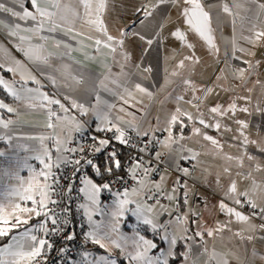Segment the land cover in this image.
I'll list each match as a JSON object with an SVG mask.
<instances>
[{"label":"snow or ice","instance_id":"snow-or-ice-1","mask_svg":"<svg viewBox=\"0 0 264 264\" xmlns=\"http://www.w3.org/2000/svg\"><path fill=\"white\" fill-rule=\"evenodd\" d=\"M31 10L24 5H20L21 10L17 11L13 7L8 6L3 0H0V13H7L11 17L16 18L21 23L9 24L5 20L0 19V26L8 29V34L11 37H15L19 40V44L16 46L17 50L23 53L26 61L32 65H35L43 74L48 68L52 67L51 61L53 60V53L49 51L48 41L54 39L45 35L44 33H55L57 31L72 32L71 27L65 28L66 25H72L77 20H83L84 22L94 26L95 30L100 33V37L92 38L95 51L100 52L102 49H106L113 59L115 65L119 66L120 74L129 76L124 72V68L131 60V53L126 48V40L129 36L134 37L136 40L142 42L149 49L154 44H158L161 39V32L163 31L167 16L166 13H157V9H160L162 5L172 4L181 8V15L184 18V22L188 29L193 30L198 36L205 41L215 52H219V48L214 42L213 36V21L214 19L219 26V22L222 16L226 15L231 18L230 23L235 34L237 18L240 20V39L245 43L257 46L259 43L264 42V3H259L258 0H215V3L205 4L204 0H156L155 3L152 0H145L141 4L136 12L139 17V25L141 30L131 32L128 29L122 30L119 36H114L108 32L107 26L104 23L103 14L107 9V0H29ZM248 4H255L256 11L253 12L252 8L246 7ZM240 9H243L245 13H253L252 15H241ZM47 25V27H46ZM250 25L249 27H245ZM247 31L249 34L245 35ZM23 33V34H21ZM171 35L181 41H187V32L181 29H176ZM35 41V43L33 42ZM231 45L230 51L226 50V55H235L236 52L252 54L250 50L245 49L238 45V41L235 37L229 41ZM55 46L57 48L63 47L68 49L70 46L56 41ZM187 47L195 51V45L188 43ZM67 55V52H65ZM123 61V63L121 62ZM185 61L192 62V56H186L180 60L176 65V69L172 71V76L180 75L179 69L185 67ZM198 62V60L196 61ZM246 68L234 69L233 77L244 81L246 72L249 69L252 70L251 74H255V67L259 65V61L256 65H253L250 61H243ZM4 65L0 64V68ZM140 67L139 64L136 65ZM145 71L150 72L151 67H146ZM7 71L13 73L15 76L17 73L20 76L19 81L13 80L12 82L5 80L0 76V87H2L9 96L15 102L23 105L24 110L43 111L47 116L46 127L54 130L56 128L55 122L71 121L72 126L66 132L65 138L62 141L59 135H39L31 136L26 135L19 137L24 140H35L37 144L27 146L25 144H19L17 147L24 152L37 153L30 156V159L39 162L42 167L37 170L32 165L27 163V159L24 161V167L31 173L27 180L19 175V162H17V170L11 169L4 170L3 174L9 177L15 178L17 181V187H14L9 196L15 197L19 202H11L9 207L10 212H6L5 207L0 205V237H7L9 242L3 246H0V264H48V255L54 248V242L48 239L53 234H60L63 225H67L69 221L67 219H60V215L55 213L53 208L49 205H58V200L52 199V195L57 193L59 187V181L56 174L52 171L53 168L60 169L62 165H72L73 172L76 173L82 167V160L84 164H87L94 170L93 176L99 177V182L94 178H90L84 175L80 180L82 187L78 191L83 195L86 203L78 205L83 210V214L87 217V224L89 231L86 233V240H90L91 243L99 246L107 251L109 245H113L116 249L127 255L129 264L133 261L137 264H169V257L176 255L174 247L177 244L178 239L190 240L194 237L187 235L178 237L176 230L181 228L185 233L188 232L186 222L188 220L187 214L177 213L173 216V210L167 205L161 203V193L166 196L168 202H176V207L179 206V199L176 196V188L173 187L172 193L169 194L162 189L161 184L145 180V177L149 176L155 168L151 166V162L147 165L144 164L142 158H136L131 162L127 168V171L123 175H119L118 183L123 184L122 189L114 190L113 179L118 173L124 170V164L122 163L119 153L114 149H110L107 152L106 159H95L97 154H102L112 141H118L121 145H128L130 142V136L119 122H123L129 129L136 131L137 135L149 136L148 131L141 132L139 126L132 124L131 122L123 121L121 117L109 119V112L114 105H109L105 102L104 111H96V119L99 120V124L96 126L97 132H112V137H92L93 143L88 147L87 151L83 145H77L75 147H67L72 143V132H83L84 123L77 121L75 116L69 117L68 113L72 109L78 110L80 115H87L89 108L84 103H78L75 99L71 101V104L66 106L61 102L59 98L51 97L48 93L41 91L43 85L41 81L37 79V76L33 74V71L28 64L23 61L16 60L15 67H8ZM54 72H61L67 74L71 78V83L67 86L73 91L79 92L83 96H93L97 104L101 103V97L99 95L100 90L111 91L105 85L104 80L108 77L94 78L92 75L84 72H76L75 74L69 71V66L64 65L62 68H53ZM49 79L55 83V78L49 76ZM219 79V77H218ZM112 84H116L123 88L125 92L131 95L130 89L137 90L141 93H145L151 97L153 93L148 88L143 87L141 83L133 82L130 77L127 81V85L121 83L119 79H113L110 81ZM35 84L37 87H29V84ZM169 83V81H165ZM256 83H260L259 80ZM185 91H191L192 97L185 100V95H177L175 100L177 107L174 113H172L167 120V126L161 130L167 133V137L163 140H156L161 148L172 149L173 145L178 147L181 153L180 159H185L184 152H190V149H185L183 145L179 144L181 139H184L183 133L180 136L173 135V129L176 125L184 126V119L193 121V115L187 110H182L179 106L181 102L187 103L193 107H197L199 113V106L194 101H201L202 97L196 96L197 91H202L205 96L208 93L213 92L211 88H196L194 82L185 78L182 80ZM251 91V89H248ZM115 94V93H114ZM67 99V97H65ZM246 101L250 100L249 97H241ZM127 103V101H125ZM58 107L59 111L55 110L52 106ZM0 109H5L7 113L15 114L19 116L21 114L20 108H14L9 106L3 100H0ZM237 106L235 102L231 103L227 108L223 105H216L209 109L212 115L214 124H209L205 119L199 118L198 123L204 127H214L219 131L222 127L220 118L231 119L235 116ZM242 112L247 113L249 109L243 107L239 109ZM123 111V109H121ZM202 117V113H200ZM17 122L13 119H5L0 115V128L10 129V126ZM236 124L240 126V134L244 135L243 130L248 128V123L245 120H236ZM159 124V120H157ZM225 130L231 129L224 125ZM195 134H200L201 129L193 127ZM154 135V134H153ZM205 139L211 141L214 145H218L212 136L205 135ZM14 137L11 134L0 135V140H7L9 144L12 143ZM51 140L54 144L56 152V158L53 160L52 149H50L45 141ZM245 143L256 144L257 141H248V138L244 137ZM141 151H145L146 148H141ZM264 151V149H262ZM89 153L94 158H88ZM6 153L0 151V157H4ZM161 153L156 152V160L159 161ZM196 154L193 153L192 159H195ZM229 160L233 157H228ZM249 160L254 158L249 156ZM239 164L243 167V160L239 159ZM257 171L261 170L259 164L255 165ZM185 175H189L187 168L178 169ZM225 172L229 169L225 168ZM237 175H244L245 179L251 177V172L244 174L237 173ZM134 182V186H129L128 179ZM163 181L164 177L160 178ZM219 182V180L217 181ZM179 183V181H177ZM56 185V187H53ZM64 190L71 193L72 185L64 186ZM111 193L115 199L112 201L111 209L108 205H102L100 201V195L102 192ZM62 195L63 193H59ZM253 197L264 198V184H257L255 180H252L250 189L245 191H239L237 183L231 182L230 187L225 193V199L219 202V209L224 212L229 219L226 222L218 224L215 229L205 228L204 231L199 229L195 231V236L201 239L206 234L207 236H213L217 232H223L225 230L231 231L229 225L232 223V217L237 222L249 223L250 217L245 215L241 210H238L236 206L241 205L244 201L255 209L257 207L256 200ZM232 202L231 206L226 201ZM188 195L184 194V203L187 205ZM68 208H64L63 212H68ZM264 212V208L261 209ZM19 214H16V213ZM136 218L137 230H134L132 235H127L120 231V221L127 218V214ZM102 216L104 219H94V216ZM167 216V221H162L160 218ZM36 218V224H30V221ZM49 223L51 227H48ZM142 224L150 229L153 233L160 236V240L166 241L170 248L165 253L163 249L158 247V244L152 240L146 238L141 234L139 225ZM22 225H27L22 232L15 233L14 229L21 228ZM83 227V225H81ZM250 227H254L251 226ZM264 229V224L259 226ZM239 235V233H235ZM63 239L71 241L75 239V233L70 230L63 231ZM252 239L251 236L248 237ZM152 250H157L159 255H150ZM59 252L66 255L67 248H60ZM181 257L187 264V261L191 258L192 264H230L229 259L226 258L225 253L217 252L215 249L209 254L207 247L202 252L193 254L191 245H187L186 252L180 253ZM255 255V252H253ZM264 259V257H261ZM65 264H68L66 261ZM71 264H77L75 260H71ZM79 264H117L116 259L111 257V254L101 255L94 258L88 251L81 253V260Z\"/></svg>","mask_w":264,"mask_h":264},{"label":"crops","instance_id":"crops-1","mask_svg":"<svg viewBox=\"0 0 264 264\" xmlns=\"http://www.w3.org/2000/svg\"><path fill=\"white\" fill-rule=\"evenodd\" d=\"M3 2L17 11L21 10L20 5H24L31 10L29 0H3ZM144 2L145 0H107V9L103 14V19L108 32L114 36H119L120 31L125 29L131 32L140 31L136 9ZM152 2L155 3L156 0H152ZM204 2L207 6L209 3H215V0H204ZM258 2L264 3V0H258ZM246 7L252 8L253 12L256 11L255 4H248ZM161 12L166 13L167 19L158 44H154L149 49L132 36H129L126 40L125 48L131 53V60L125 66L124 72L128 73L129 76L120 74L119 66L114 64L106 49H102L100 52L95 51L93 39L89 37H100V33L95 30L94 26L83 20H77L74 24L65 26L66 29L71 27L73 29L72 32L44 33L54 37V39H50L47 42L49 51L53 53L52 67L48 68L43 74L35 65L27 62L23 53L17 50L16 46L19 44V40L11 37L8 34L9 30L0 26V64L4 65L3 68H0V76L10 82L13 80L19 81V74L17 73L13 76V73H9L7 68L15 67L16 60L23 61L28 64L33 74L41 81L43 85L41 91L48 93L51 97L59 98L66 106L70 105L71 101L75 99L78 103H84L89 108L87 115H80L76 109H72L68 113L69 117L75 116L77 121L84 123V130H87L88 125H92L96 129L100 122L96 119L95 112L104 111L106 102L115 106L108 110L109 119L121 117L123 121L139 126L141 132L148 131L151 134L160 131L164 134L163 139L167 137V133L157 129H163L167 126V120L177 107L175 97L177 95H185V100H188L193 95L191 91H185L182 80L185 78L191 79L198 89H213V92L208 93L206 96L202 91L195 93L196 96L202 97L201 101H194L199 106V113L197 107L184 102L179 104L182 110H187L193 115V121L183 118L184 126L181 127L178 124L173 129L174 136L178 137L183 133L184 139H181L179 144L183 145L185 149L191 150L190 152H184L186 158L182 160L179 158L181 153L176 145H173L171 150L160 147V153L166 156L167 166L152 179L145 178V180L160 183L162 189L169 194L172 193L175 186L177 190L176 196L179 199L178 208L175 201L170 203L166 199L165 201L161 200V203L173 210V216L177 214V210L180 211V214H187L188 216L186 222L188 232L185 233L181 228H177L176 233L178 237L187 235L194 237V239L187 241L178 239L177 244L172 246L174 251L179 242H184V252L187 250V245H191L193 254L200 253L207 247L209 254L213 249L217 252L225 253L230 264H264V259H261V257H264V229L259 227L260 225L255 216L244 211L242 212L250 217L249 223L237 222L232 217V223L229 225L231 231L217 232L211 237L205 234L202 239L195 236L196 230L215 229L218 224L229 219L219 209V202L225 199V193L231 182L235 181L237 183L239 191L250 189L252 180H255L257 184H264V151H262L264 149V42L259 43L255 47L245 43L240 39L239 18H237L234 34L230 23L231 18L224 15L220 19L219 26H217L215 19L213 21L214 42L219 48L217 53L198 34L188 29L179 6L172 4L162 5L160 9H157V13ZM240 13L241 15L253 14L245 13L243 9H240ZM0 19L5 20L9 24H24L23 21H19L7 13H0ZM249 26L246 25L245 27ZM261 27H264V25H261ZM176 29L187 32V41H181L171 35ZM244 34L248 35L249 33L245 31ZM234 35L238 45L250 50L252 54L248 52H236L234 56L225 54L226 50L230 51L231 49L229 41ZM56 41H61L70 47L68 49L57 48L55 46ZM33 42L35 43V41ZM188 43L195 45V51L187 47ZM65 52H67V55H65ZM186 56H192L193 61H185V67L178 70L180 75L172 76L171 73L176 69L178 62ZM197 60L198 62H196ZM243 61H250L253 65H256L257 61L260 63L255 67V74H251L252 70L249 69L245 74L244 81H241L233 77V70L246 68L247 65ZM121 62L123 63V61ZM137 64L140 65L139 68L136 67ZM64 65H68L69 71L73 74L84 72L97 79L108 77V79L104 80V83L111 91L100 90L101 103L99 104H97L93 96H83L79 92L73 91L67 86L71 83L70 76L66 73L62 74L61 72L53 71V68H62ZM149 66L151 71H145L144 69ZM49 76L55 78V83L49 79ZM129 77L133 82L141 83L143 87L148 88L153 95L149 97L145 93L134 89H130L131 95H129L123 88L110 82L118 78L121 83L127 85ZM166 80L169 83L166 84ZM257 80L260 81L259 84L256 83ZM28 86L37 87V85L31 83ZM248 89H251V91ZM241 97H249L250 100L246 101L241 99ZM3 101L11 107L21 109L19 116L7 113L5 109H0V115L5 119H13L17 122L10 126L11 132L9 129L0 128V135L11 134L14 137L11 144L7 140H0L6 143L1 149L6 155L2 157L4 159L1 160L0 164V205L5 207L6 212H10V203L19 201L15 197L9 196V192L18 185L15 178L4 175L3 171L9 169L17 170V162H19V175L27 180L31 173L24 167L25 159H27L29 165H32L37 170L42 167L38 161L29 158L37 153L24 152L17 147L19 144L32 146L37 144L38 141L19 139V137L26 135H59L63 141L66 132L72 126V122L70 120L54 121L56 128L51 130L46 127L48 120L43 111L24 110L23 105L15 102L12 97L10 101ZM233 102L237 106L235 116L231 119L216 117L222 124L219 131L214 127L206 128L198 123V119L203 118L209 124H214L213 114L210 113L209 109L216 105H223L227 108ZM52 107L59 111L57 106L53 105ZM243 107H247L249 111L247 113L240 111L239 109ZM200 113H202V117ZM157 120H159V124H157ZM236 120H245L248 123V128L243 130V136L240 134V126L235 123ZM118 123L124 129L127 128L125 123L119 121ZM224 125H227L231 130H225ZM193 127L200 128V134H195ZM78 133L73 131L72 137ZM205 135L212 136L218 141V145H214L211 141L205 139ZM245 136L248 141L255 140L257 143H245ZM45 144L52 149V157L55 160L57 154L53 142L47 140ZM120 153H122V150L119 152V157ZM193 153L196 154L195 159L191 158ZM249 156L254 159L249 160ZM228 157H233V159L229 160ZM239 159L243 160V167L240 166ZM256 164L261 166V170L257 171L255 169ZM182 168H187L189 175H185L178 170ZM225 168H228L229 171L225 172ZM247 172H251V177L248 179H245L244 175H237V173L244 174ZM161 177H164L163 181H161ZM90 178L96 180L92 175ZM218 180L219 182H217ZM2 186L4 189H2ZM185 192L188 195L187 205L184 203ZM100 198L102 205H109L103 203L102 193ZM253 198L257 203L258 214L264 215V212L261 211L264 208V198ZM226 202L231 206L232 202L230 200ZM236 207L240 210L238 206ZM16 214L19 213L17 212ZM94 219L99 220L104 219V217L97 215L94 216ZM129 219L132 222L136 221V218L131 216V214ZM160 219L167 221L169 218L163 216ZM36 223V218L30 221V224ZM125 224L123 228L131 231L132 228L126 222ZM250 225L254 227H250ZM22 226L24 228L28 227L27 225ZM140 226L143 227L144 225L140 224L139 230ZM24 228L15 233L22 232ZM237 232L239 235H235ZM141 234L148 239L154 240L157 244L160 241L162 243L160 249H163L165 253L170 248V245L166 241L160 240V236L156 233L159 241L143 232ZM249 236L252 237L251 240L248 239ZM8 242L9 240L0 246ZM87 243H91L90 240H85V244ZM91 244L87 245L82 252L88 251L94 256L97 252L112 250L114 253L116 249L114 246H108L106 251L93 243ZM93 246H96L99 250L94 249ZM154 251L152 250V252ZM253 252H255V255H253ZM168 259L170 264L172 257ZM73 260L79 264L81 254ZM180 264H185V261L182 259ZM187 264H192L191 258L187 261Z\"/></svg>","mask_w":264,"mask_h":264},{"label":"built area","instance_id":"built-area-1","mask_svg":"<svg viewBox=\"0 0 264 264\" xmlns=\"http://www.w3.org/2000/svg\"><path fill=\"white\" fill-rule=\"evenodd\" d=\"M128 136H130V142L128 145H121L118 141L113 140L112 144L109 146V149H106L104 153L97 154L95 159L99 160L101 158H107V152L114 148L118 153L122 150V152H126L129 154V158L124 165V170L113 179L114 190L122 189L123 184L118 183L116 181L119 180V175H123L131 162H133L136 158H142L145 165L151 162V166L155 168L149 176L145 178L152 179L154 176L159 174L162 169H164L166 164V156L161 153L159 161L156 160L155 153L160 152V145L156 142V140H163L164 134L160 131L149 134V136L145 137L142 135H137L136 131L133 129H129L128 127L125 129ZM154 134V135H153ZM112 132H97L96 129L92 125H88L87 130L83 132H79L75 136H73L72 143L68 145V147H75L77 145H83L85 150L87 151L88 147L93 143L92 137H112ZM141 148H146L145 151H141ZM88 158H94L91 153H89ZM59 181V187L57 188V193L52 195V199L58 200L60 203L58 205H49L50 208H53L54 212L60 215V219H67L69 223L67 225H63L62 231L60 234H53L48 237V239L54 242V248L48 255V264H65L67 261L68 264H71V260L78 257L85 248V240L86 233L89 231V226L87 224V217L83 214V210L78 207L79 204L85 203V198L78 191L80 187H82L80 180L84 175L91 176L94 172L87 164L83 163L82 167L76 173L73 172L72 165H62L60 169L53 168L52 170ZM194 172V171H193ZM129 186H134V182L129 178L127 180ZM72 185V192L68 193L64 190V186ZM56 187V185H53ZM63 193L60 195L59 193ZM103 201L105 204H110L113 195L107 191L102 192ZM160 199L165 201L166 196L161 193ZM64 208H68V212H63ZM238 208L241 211H244L252 216H255L258 220L259 225L264 224V215L258 214L257 209H253L250 205L244 201L241 205H238ZM177 213L180 214V211L177 210ZM83 225V227H81ZM48 227H51L49 223ZM70 230L75 233V239L68 241L63 239V231ZM60 248H67L68 252L66 255L61 254L59 252ZM41 264H43V260H41Z\"/></svg>","mask_w":264,"mask_h":264},{"label":"trees","instance_id":"trees-1","mask_svg":"<svg viewBox=\"0 0 264 264\" xmlns=\"http://www.w3.org/2000/svg\"><path fill=\"white\" fill-rule=\"evenodd\" d=\"M0 99L1 100H7V101L11 100V97L7 94V92L2 87H0ZM5 145H6V143L0 141V151ZM120 158L122 160V163L125 165L126 161L129 158V154L126 153V152H122V153H120ZM0 164H1V157H0ZM91 174L93 176V173H91ZM95 178L99 182L100 178L99 177H95ZM22 228H24V226H22L19 229H14L13 231L17 232L18 230H21ZM140 231L145 233V234H147L148 236L154 237L156 240L159 241L158 235L153 233L150 229H147L146 226H143V227L140 226ZM7 240H8L7 237H0V245L3 244L4 242H7ZM90 244L91 243L85 244V248L87 247V245H90ZM91 246H92V244H91ZM161 246H162V243H160V241H159L158 242V247L160 248ZM93 248L97 249L96 246H93ZM97 250H99V249H97ZM184 250H185L184 242H179L177 247H176V249H175L176 255L174 257H172L170 264H180L182 259H183L181 257V255H180V253H183ZM114 255H115V258H116V261H117L118 264H129V260H127L125 258V256L122 255V252L120 250L115 249L114 250ZM132 264H134V263L132 262Z\"/></svg>","mask_w":264,"mask_h":264},{"label":"rangeland","instance_id":"rangeland-1","mask_svg":"<svg viewBox=\"0 0 264 264\" xmlns=\"http://www.w3.org/2000/svg\"><path fill=\"white\" fill-rule=\"evenodd\" d=\"M4 158H2L1 157V160H3ZM4 162V161H3ZM1 173V172H0ZM2 189H4V187L2 186ZM115 199V198H114ZM113 199V200H114ZM112 200V201H113ZM100 201H101V198H100ZM103 203H104V201H103ZM111 205H112V202L108 205V208L109 209H111ZM129 215H130V213L129 214H127V218L126 219H123V220H121L120 221V231L122 232V233H125V234H127V235H132V233H133V231L134 230H137V226H136V221H131L130 219H129ZM125 222L127 223V225L130 227V228H132V230L130 231V230H128V229H125V228H123V226H124V224H125ZM126 225V224H125ZM110 246H113V245H109V247ZM155 252V253H154ZM154 252H152L150 255H159L160 253L157 251V250H155ZM111 254V257L113 258V259H116L115 257H114V253H113V251L111 250V251H108V252H97L93 257L94 258H96V257H99V256H101V255H107V254ZM122 255L123 256H125V258L128 260V257H127V255H125L124 253H122ZM134 264H136L137 262H133ZM118 264V263H117Z\"/></svg>","mask_w":264,"mask_h":264}]
</instances>
